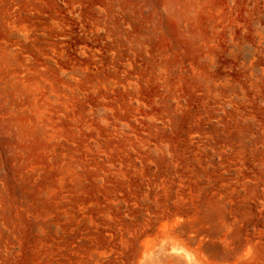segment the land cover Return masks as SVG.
Listing matches in <instances>:
<instances>
[{
  "label": "rangeland",
  "instance_id": "1",
  "mask_svg": "<svg viewBox=\"0 0 264 264\" xmlns=\"http://www.w3.org/2000/svg\"><path fill=\"white\" fill-rule=\"evenodd\" d=\"M245 3L0 0V264H264V75L190 53Z\"/></svg>",
  "mask_w": 264,
  "mask_h": 264
},
{
  "label": "crops",
  "instance_id": "2",
  "mask_svg": "<svg viewBox=\"0 0 264 264\" xmlns=\"http://www.w3.org/2000/svg\"><path fill=\"white\" fill-rule=\"evenodd\" d=\"M245 2V16L244 21L242 22L239 20L234 21L228 19L226 24L224 17H222L221 14H218V10L221 8L219 5L217 6L212 4L208 7L213 14V16H211V20L213 21L212 27L217 29L228 27L231 34L228 30L229 36L226 41V51H224L225 48L221 49L219 35H217V37L213 36L212 39H216V41L213 42L211 53H205L203 39L198 36L196 37L195 46L193 44L190 47L191 55L198 60L195 68L193 69L195 76L203 75V64L201 65L203 69L198 67L201 61L204 59H214L215 57H219V54L225 58L228 57L230 59L242 60L244 62V69L248 75H264V0H245ZM232 8L231 12L236 14L237 6L233 5ZM233 18L237 19L236 15ZM232 21H234V25H232ZM237 22H244L245 31L241 35H232L231 29L236 27ZM204 26L208 25H205V22L202 19L196 20L195 27L202 28ZM200 81L202 82V80H199L198 78L196 79V87L199 86ZM234 97L235 96H233L232 99H234ZM262 98L264 99V95ZM209 110H212V108L206 106L202 108L203 112H208Z\"/></svg>",
  "mask_w": 264,
  "mask_h": 264
}]
</instances>
